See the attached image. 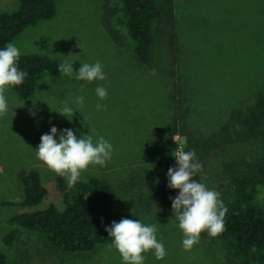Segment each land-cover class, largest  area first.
Segmentation results:
<instances>
[{"label":"rangeland","instance_id":"1","mask_svg":"<svg viewBox=\"0 0 264 264\" xmlns=\"http://www.w3.org/2000/svg\"><path fill=\"white\" fill-rule=\"evenodd\" d=\"M105 1L55 0L54 17L27 27L13 41L21 54L47 55L59 64L67 60L74 71L99 60L106 79L86 82L74 75H44L29 98H22L13 86L5 92L0 203L22 200V173L30 170L41 174L48 194L35 207L0 204V250L10 264H124L110 247L112 237L91 251L65 252L42 233L19 227L15 240L5 242L17 227L7 218L51 203L63 207L59 178H67L35 154L41 136L55 126L73 130L78 138L90 134L94 144L100 136L112 144L106 166L90 165L79 179L99 177L112 186L107 205L111 223L128 218L157 226L166 256L157 260L153 251L142 253L143 264H255L206 231L190 251L183 250L179 222L154 201L153 188L167 176L157 165L172 161L166 155L167 139L175 137L174 152L185 151L191 140L200 146L219 132L231 110L247 108L264 90V0H157L163 10L174 12L175 22L167 17L155 22L152 68L137 57L120 0L111 3L120 10L114 19L125 44L118 45L107 33L102 24ZM19 7L20 0H0V13ZM98 86L108 92L104 100L96 95ZM78 96L84 97L82 106L75 103ZM98 102L105 107L98 109ZM64 104L75 111L71 119L55 111ZM242 143L246 159L264 165V141L246 138ZM201 164L195 180L219 192L223 201L229 181L219 171L218 154L212 152ZM255 203L264 208V182L258 184Z\"/></svg>","mask_w":264,"mask_h":264},{"label":"trees","instance_id":"2","mask_svg":"<svg viewBox=\"0 0 264 264\" xmlns=\"http://www.w3.org/2000/svg\"><path fill=\"white\" fill-rule=\"evenodd\" d=\"M126 18L128 34L135 42V52L139 61L148 68L153 67L151 47L154 42L153 28L157 21L168 18L175 22L172 10H163L157 0H120ZM102 24L118 45L125 44V36L116 26L118 11L111 0L103 6ZM56 14L55 0H20V7L13 12L0 13V49L27 27L40 20H47ZM18 69L27 73L21 85L13 86L22 98L31 97L37 83L44 75H60L59 63L47 55L39 53L21 54ZM177 131V129L175 130ZM246 138L264 141V90L259 92L253 104L247 108L231 110L226 123L219 132L203 144L191 140L185 151L194 150L196 159L202 163L212 152L218 154L220 173L229 181V191L223 198L227 207L224 231L217 238L226 247L244 254L255 264H264V208L255 203L258 184L264 182V165L252 163L243 152ZM169 160L157 165V170L167 175L169 167L176 166V143L172 136L167 139ZM198 176V174H197ZM197 176H195L197 178ZM193 177V179H195ZM23 198L18 202L3 201L0 204H18L24 208L39 205L48 194L41 174L37 170L22 173ZM59 189L63 193V207L51 203L46 208L23 211L7 218V222L17 226L5 236L11 243L18 235L19 227L42 233L50 243L65 252L94 250L110 240L106 226H111L107 205L113 194L112 186L99 177L79 179L73 187L59 178ZM168 187V177L153 188V198L167 212L172 211L175 191ZM0 264H10L8 256L0 250Z\"/></svg>","mask_w":264,"mask_h":264},{"label":"clouds","instance_id":"3","mask_svg":"<svg viewBox=\"0 0 264 264\" xmlns=\"http://www.w3.org/2000/svg\"><path fill=\"white\" fill-rule=\"evenodd\" d=\"M21 53L11 42L0 49V116L8 111V103L5 92L9 87L21 85L27 73L18 69L17 61ZM61 74L75 77L77 81L92 82L105 80L102 64L97 60L94 64L82 63L78 71H74L73 62L67 60L58 66ZM83 87V85H82ZM99 100H104L108 92L103 86L96 88ZM75 103L82 106L84 97L78 96ZM105 106L97 103V108ZM58 114L71 119L75 113L72 107L64 104L55 110ZM77 111V110H76ZM85 121L88 120L85 117ZM85 121H81L85 124ZM59 136V141L56 137ZM175 140V137H173ZM41 142L36 148V157L51 171L61 177H66L68 187H73L80 178L81 172L90 165L106 166L111 159L112 144L103 136H100L95 144L93 136L82 135L78 138L73 130L52 126L50 133H45L40 138ZM176 141V140H175ZM176 160V166L169 167L167 171L168 187L178 189L176 197L172 200V211L178 227L183 233L182 248L190 251L199 242L202 232L215 237L224 231V218L227 207L220 199V193L208 189L202 182L193 179L202 168V164L196 159V152L176 151L172 154ZM112 244L122 257L124 264H143L145 257L142 253L153 251L157 260L166 256V250L162 242L157 240V226L145 225L140 220L122 218L119 222L112 221L111 226H106Z\"/></svg>","mask_w":264,"mask_h":264},{"label":"built area","instance_id":"4","mask_svg":"<svg viewBox=\"0 0 264 264\" xmlns=\"http://www.w3.org/2000/svg\"><path fill=\"white\" fill-rule=\"evenodd\" d=\"M180 150H183V148H180ZM184 151V150H183Z\"/></svg>","mask_w":264,"mask_h":264}]
</instances>
